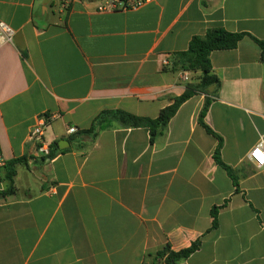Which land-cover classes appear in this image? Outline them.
Wrapping results in <instances>:
<instances>
[{
  "label": "crops",
  "instance_id": "obj_1",
  "mask_svg": "<svg viewBox=\"0 0 264 264\" xmlns=\"http://www.w3.org/2000/svg\"><path fill=\"white\" fill-rule=\"evenodd\" d=\"M102 2L0 0V21L15 31L0 48L1 153L5 163L26 159L16 194L0 202V264H165L159 251L194 243L176 264H264V167L249 159L264 143V64L250 37L211 54L220 86L186 101L154 142L147 128L84 133L104 111L156 119L198 84L200 72L173 68L194 37L220 28L264 41V0L100 13ZM207 100L205 123L232 175L199 124ZM40 117H54L52 159L29 139ZM68 127L81 136L71 141Z\"/></svg>",
  "mask_w": 264,
  "mask_h": 264
},
{
  "label": "trees",
  "instance_id": "obj_2",
  "mask_svg": "<svg viewBox=\"0 0 264 264\" xmlns=\"http://www.w3.org/2000/svg\"><path fill=\"white\" fill-rule=\"evenodd\" d=\"M250 37L261 50V61L264 64V41L255 39L246 33H230L224 29L209 30L204 36L194 37L189 45V49L185 52L174 55L173 68L181 71H188L192 73H201V79L198 84H188L185 93L177 97L174 103L161 110L158 118L152 119L148 117L136 116L131 113L114 110L104 111L96 117L93 126L85 134L96 137L99 131L111 129L115 126L129 129V128H147L150 131L151 142L164 133L172 118L177 114L180 107L189 99L205 90L211 85L220 86L219 78L212 72V64L210 56L216 51H230L238 47L240 42L245 38ZM210 106L209 100L206 101L204 108L199 116V124L206 129V131L219 139V144L215 152V160L218 165L224 167L229 174L232 175L230 167L226 166L220 158V150L222 147V139L215 134L205 123V116ZM82 133L74 136L71 141L79 138ZM59 151V144L56 142L51 146L50 159H52ZM26 159H16L6 162L4 165V181L8 183V188L0 192V202L6 201L9 197L16 194L15 178L17 176V166L25 163ZM213 228L217 227L218 209L212 211ZM199 247L198 243H194L190 248L179 252L171 251L169 246L156 254V259L163 260L165 264H176L177 262L187 259Z\"/></svg>",
  "mask_w": 264,
  "mask_h": 264
},
{
  "label": "built area",
  "instance_id": "obj_3",
  "mask_svg": "<svg viewBox=\"0 0 264 264\" xmlns=\"http://www.w3.org/2000/svg\"><path fill=\"white\" fill-rule=\"evenodd\" d=\"M157 0H103L98 6L97 11L100 13H111L118 11L136 10L142 8L148 4H151ZM15 31L6 23L0 21V48L4 45L12 43L14 40ZM164 65H169L167 60L164 61ZM184 81L189 80V73L184 72L182 75ZM54 117H40L37 125L32 129L30 133V141L37 146V153L42 157H50L52 144L46 139V130L50 125L51 120ZM66 134L69 137H74L79 134V130L76 127H68ZM264 143L261 141L258 145L252 149L249 154V159L252 160L256 166L264 167ZM5 161L2 158L1 146H0V167H4Z\"/></svg>",
  "mask_w": 264,
  "mask_h": 264
},
{
  "label": "water",
  "instance_id": "obj_4",
  "mask_svg": "<svg viewBox=\"0 0 264 264\" xmlns=\"http://www.w3.org/2000/svg\"><path fill=\"white\" fill-rule=\"evenodd\" d=\"M62 143H68L67 141H62L61 143H60V147H61V149H63L64 147L62 146Z\"/></svg>",
  "mask_w": 264,
  "mask_h": 264
},
{
  "label": "snow or ice",
  "instance_id": "obj_5",
  "mask_svg": "<svg viewBox=\"0 0 264 264\" xmlns=\"http://www.w3.org/2000/svg\"><path fill=\"white\" fill-rule=\"evenodd\" d=\"M262 162H264V158H262Z\"/></svg>",
  "mask_w": 264,
  "mask_h": 264
}]
</instances>
